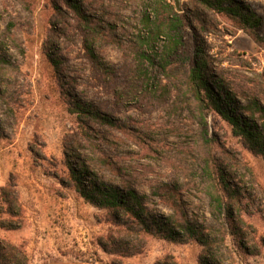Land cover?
I'll return each mask as SVG.
<instances>
[{
	"label": "rangeland",
	"instance_id": "1",
	"mask_svg": "<svg viewBox=\"0 0 264 264\" xmlns=\"http://www.w3.org/2000/svg\"><path fill=\"white\" fill-rule=\"evenodd\" d=\"M156 1L0 0V186L21 206L13 217L0 209L17 226L0 225V239L20 249L12 264H264V156L184 83L197 46L228 88L264 74V48L196 0H161L181 33L165 62L163 41H143ZM244 1L264 32V0ZM219 170L234 196L221 190L218 206ZM77 184L127 201L135 190L145 223L122 211L115 222ZM163 184L176 187L181 210L162 202Z\"/></svg>",
	"mask_w": 264,
	"mask_h": 264
},
{
	"label": "trees",
	"instance_id": "2",
	"mask_svg": "<svg viewBox=\"0 0 264 264\" xmlns=\"http://www.w3.org/2000/svg\"><path fill=\"white\" fill-rule=\"evenodd\" d=\"M196 1L202 7L226 16L236 29L246 32L260 48H264L263 17L244 0ZM153 9V17L150 16V12H147L143 18L146 29L143 41L148 43L157 40L163 41L161 55L163 60L167 62L177 52L181 35L180 19L177 17V12L172 3H162L161 0H157ZM208 57L209 55L203 49L196 47L194 63L185 74L184 83L188 93L202 109L213 110L226 120L231 126L233 135L241 138L251 152L264 156V99L260 95L264 90L263 72L259 73L257 70H253L252 73L255 77L250 79L249 85L245 83L239 85L238 88H228L224 78L209 72ZM246 64L247 61L243 60L242 66L246 68ZM237 96L241 97L242 101L238 100ZM76 107L83 113H92L84 105L77 104ZM101 161L109 167L114 166L107 158L102 157ZM218 175L221 178V187H219V191L218 189L215 190L212 198L219 206L223 201L221 190L227 192L231 198L234 194L230 190L227 180L223 177V171L219 170ZM77 190L87 201L106 209L115 222H118L119 219L118 212L122 211L138 225L145 223L144 212L146 208L133 189H129L127 193L130 198L129 201L125 200L116 188H102L100 185L94 184L90 191H86L77 184ZM157 194L166 206L173 210H181L176 187L163 184L157 188ZM136 205H138V209L135 208ZM20 208L15 189L8 185L0 186V209L13 217L20 215ZM154 224H156L157 229H161V224L156 222ZM0 225L9 229L17 227L6 225L2 220ZM178 225L190 236H195L199 232L198 228H195L187 220L179 222ZM19 252L20 249L16 246L0 239V264H12Z\"/></svg>",
	"mask_w": 264,
	"mask_h": 264
}]
</instances>
